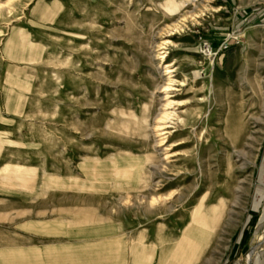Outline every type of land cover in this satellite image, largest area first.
<instances>
[{"label":"rangeland","instance_id":"obj_1","mask_svg":"<svg viewBox=\"0 0 264 264\" xmlns=\"http://www.w3.org/2000/svg\"><path fill=\"white\" fill-rule=\"evenodd\" d=\"M220 1L0 0V264H222L264 151V0Z\"/></svg>","mask_w":264,"mask_h":264},{"label":"crops","instance_id":"obj_2","mask_svg":"<svg viewBox=\"0 0 264 264\" xmlns=\"http://www.w3.org/2000/svg\"><path fill=\"white\" fill-rule=\"evenodd\" d=\"M262 14L264 9L257 17ZM222 264H264V151L259 163L250 210L241 233L233 241L229 252H226Z\"/></svg>","mask_w":264,"mask_h":264},{"label":"bare ground","instance_id":"obj_3","mask_svg":"<svg viewBox=\"0 0 264 264\" xmlns=\"http://www.w3.org/2000/svg\"><path fill=\"white\" fill-rule=\"evenodd\" d=\"M160 48V47H159ZM162 50V49H161ZM159 60L162 62L165 58V53H161L159 54ZM163 72H164V76L166 77L165 81L167 82L164 86H163V90H162V97H161V107H160V111H159V115L157 116L155 123L151 126H148L150 128L149 133L152 134V137L154 139V143H155V149L161 150V147L165 146L169 139H170V132L168 131V129H170L168 126L169 124H171L170 122L174 121L172 120L173 118H176V121L179 120L177 116H175L174 114V107L176 106V104L174 103L175 101L171 100L170 96H169V91L171 88V84L173 83V79L171 80V71L169 70L168 66H165L163 68ZM147 127V128H148ZM178 145H168L164 150V158L163 160L166 162L168 161L171 156L169 151H172L175 147H178ZM165 168V167H164ZM158 170V167L154 168V171ZM154 200H152L151 203L149 204H153ZM225 207H226V203L225 201L221 200L218 205L216 206H211L210 208L207 207L203 202H201V204H199V206L197 208H195L194 213L192 214V221H204L203 222V227L200 228L202 229H206L208 226V223H210V225H214L215 221L219 220L222 218L223 214L225 213ZM171 209V206L169 207ZM198 227H195V229ZM210 233L213 232V230L210 228L209 230Z\"/></svg>","mask_w":264,"mask_h":264},{"label":"built area","instance_id":"obj_4","mask_svg":"<svg viewBox=\"0 0 264 264\" xmlns=\"http://www.w3.org/2000/svg\"><path fill=\"white\" fill-rule=\"evenodd\" d=\"M205 50H206V52H208V53L210 52L211 49H210L209 45H206V46H205Z\"/></svg>","mask_w":264,"mask_h":264}]
</instances>
